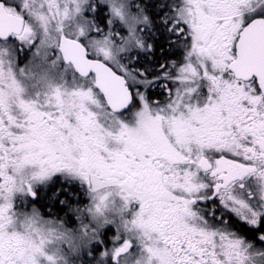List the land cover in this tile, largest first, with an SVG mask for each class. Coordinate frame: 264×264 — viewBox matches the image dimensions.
I'll return each mask as SVG.
<instances>
[{"label":"snow or ice","instance_id":"obj_1","mask_svg":"<svg viewBox=\"0 0 264 264\" xmlns=\"http://www.w3.org/2000/svg\"><path fill=\"white\" fill-rule=\"evenodd\" d=\"M0 264H264V0H0Z\"/></svg>","mask_w":264,"mask_h":264},{"label":"flooded vegetation","instance_id":"obj_2","mask_svg":"<svg viewBox=\"0 0 264 264\" xmlns=\"http://www.w3.org/2000/svg\"><path fill=\"white\" fill-rule=\"evenodd\" d=\"M40 91V89L39 88H37V89H29V91H28V94H27V98L28 99H35L36 98V94H37V92H39Z\"/></svg>","mask_w":264,"mask_h":264}]
</instances>
